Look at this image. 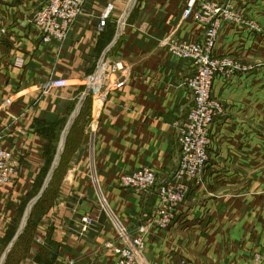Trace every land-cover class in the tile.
Here are the masks:
<instances>
[{
  "label": "crops",
  "instance_id": "obj_1",
  "mask_svg": "<svg viewBox=\"0 0 264 264\" xmlns=\"http://www.w3.org/2000/svg\"><path fill=\"white\" fill-rule=\"evenodd\" d=\"M43 1L0 0V28L8 29L0 36V127L8 126L4 145L20 159L12 182L0 187V264L4 258L3 264L111 262L116 257L105 243L118 235L105 208L136 234L158 202L155 192L124 188L122 174L146 166L159 182L167 179L180 161L176 123L193 105L186 80L195 68L161 41H201L205 25L184 19L190 0H87L59 52L57 43L42 42L36 26L23 23ZM207 1L216 0H196V10ZM232 1L262 31L226 22L217 52L258 67L216 79L212 93L225 113L212 126L203 182L192 186L170 228L153 227L145 236L152 264H252V254L264 247V210L255 198L264 191L252 194L255 201L241 196V187L264 170V0ZM110 3L114 9L100 30ZM102 58L126 68L111 75L121 86L102 88L101 97L89 78ZM51 75L58 82L44 94ZM70 122L46 205L34 219L31 210L32 229L23 230L6 256ZM245 207L253 209L246 217ZM85 215L95 219L87 232ZM254 227L262 235L250 233Z\"/></svg>",
  "mask_w": 264,
  "mask_h": 264
},
{
  "label": "built area",
  "instance_id": "obj_2",
  "mask_svg": "<svg viewBox=\"0 0 264 264\" xmlns=\"http://www.w3.org/2000/svg\"><path fill=\"white\" fill-rule=\"evenodd\" d=\"M87 0H45L25 25L33 24L41 33L44 44L55 42L59 52L68 39L78 17L83 13ZM114 4L110 3L100 17L99 29L106 26ZM184 19L194 17L205 25L204 37L201 41L167 37L161 44L178 59L188 60L195 68L194 75L187 78L186 84L193 95V105L186 118L177 124L178 141L180 144V161L174 172L162 181H158L157 173L151 167H142L121 176L120 183L124 188L136 192H155L157 205L148 224L138 227V233L132 234L121 222H114L118 235L117 240L105 243L116 259L90 264H152L145 256L146 239L153 227L170 228L177 217L179 207L186 201L194 184L203 182L204 173L209 160L211 130L216 120L225 113L221 99L212 93L216 79L230 80L237 76L252 73L258 67L231 55L218 54L216 46L223 25L234 23L245 26L253 31H262V26L249 20L238 11L232 0L207 1L196 10V0H190L184 10ZM120 24H123L121 19ZM5 32V30H4ZM125 64L118 62L110 64L102 58L95 72L90 76V86L94 94L102 95V88H118L123 80H111V75L125 70ZM50 76L43 86L44 94L57 84ZM102 97V96H101ZM10 102V100H8ZM8 126L0 127V187L12 182L20 168V159L4 145ZM95 224L92 216L82 217V231L87 232ZM185 261H183L184 263ZM252 264H264V247L251 256ZM73 264L74 261H71Z\"/></svg>",
  "mask_w": 264,
  "mask_h": 264
},
{
  "label": "rangeland",
  "instance_id": "obj_3",
  "mask_svg": "<svg viewBox=\"0 0 264 264\" xmlns=\"http://www.w3.org/2000/svg\"><path fill=\"white\" fill-rule=\"evenodd\" d=\"M40 1L41 0H39V2ZM40 5H41V3H40ZM0 24H2L1 18H0ZM4 30H5V32H4ZM7 31H8V29L6 27H3V28L1 27L0 28V36L5 35L7 33ZM254 176H257V178H258V180L256 182H246L245 186L241 187V191L244 192L241 195L242 197H244V198H242V200H244V201H247L246 199H249V196H250V198L252 196H254L252 194H255V191H258V190L264 191V170L262 172H260V173H257V175H254ZM252 177H253V175H252ZM42 184H43V182H41V184L39 186L40 188L42 187ZM49 184L50 185H48L49 187H47L48 188L47 190H51V188H53V186H54L53 180ZM47 190L42 195V197L38 201V203L32 208L35 212L38 210V208H40V205L41 206H45L46 205L47 195L50 194ZM252 198H253L254 201H255V198L261 199L259 201V205H260V202H262V209L261 210H264V197L261 196V197H255V198L252 197ZM251 203H252V201H251ZM245 209L246 210L244 212H242V214H244L245 217L247 216L248 213L253 211V209L249 210L248 207H245ZM259 209H260V207H259ZM257 210H258V208H257ZM30 221H31V217L28 219V222L26 223V225L24 227V230H26V228L28 229V231H29V229H32L31 223H29ZM250 231H248V232H250V233L254 232V235H256L257 232H260L261 230L259 228H257V227H254V228H251ZM260 235H262V231L260 232Z\"/></svg>",
  "mask_w": 264,
  "mask_h": 264
},
{
  "label": "water",
  "instance_id": "obj_4",
  "mask_svg": "<svg viewBox=\"0 0 264 264\" xmlns=\"http://www.w3.org/2000/svg\"><path fill=\"white\" fill-rule=\"evenodd\" d=\"M70 125H71V122L69 123L68 128L66 129V131H65V133H64V138H63V141H62L61 147H60V149H59V152H58V155H57L56 161H55V163H54V165H53V167H52V170H51V172H50V174H49L47 180L45 181V183H44V185H43V187H42L40 193H39L34 199H32V200L30 201L29 206H28V209H27V211H26V215H25L24 220H23V222H22V225H21L20 229L18 230V232L16 233L14 239L12 240V243H11L10 246L8 247V250H7V252H6V256L8 255L9 251L12 249L13 245L16 243V241H17L18 237L20 236V234L23 232L24 227H25V225H26V222H27V220H28V218H29V215H30V213H31L32 207H33V206L38 202V200L41 198V196L43 195L44 191L46 190V188H47V186H48V184H49V182H50V180H51L52 174H53L54 170H55L56 167H57L58 160H59V158H60V155H61V152H62V149H63L64 140H65L66 134H67V132H68V130H69V128H70ZM4 259H5V258H4ZM4 259H3V262H4ZM3 262H2V264H3Z\"/></svg>",
  "mask_w": 264,
  "mask_h": 264
},
{
  "label": "trees",
  "instance_id": "obj_5",
  "mask_svg": "<svg viewBox=\"0 0 264 264\" xmlns=\"http://www.w3.org/2000/svg\"><path fill=\"white\" fill-rule=\"evenodd\" d=\"M36 214H37V211H36V213H34V217H33V219L35 218V215H36ZM33 219H32V220H33Z\"/></svg>",
  "mask_w": 264,
  "mask_h": 264
}]
</instances>
